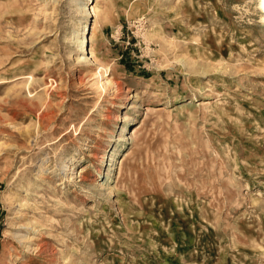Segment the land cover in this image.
Wrapping results in <instances>:
<instances>
[{"label": "rangeland", "instance_id": "1", "mask_svg": "<svg viewBox=\"0 0 264 264\" xmlns=\"http://www.w3.org/2000/svg\"><path fill=\"white\" fill-rule=\"evenodd\" d=\"M263 17L0 0V264H264Z\"/></svg>", "mask_w": 264, "mask_h": 264}, {"label": "bare ground", "instance_id": "2", "mask_svg": "<svg viewBox=\"0 0 264 264\" xmlns=\"http://www.w3.org/2000/svg\"><path fill=\"white\" fill-rule=\"evenodd\" d=\"M260 7L264 12V0H260ZM264 18V17H263ZM93 42H94V36L91 37L90 43H91V49L93 48ZM94 56L93 51H91V58Z\"/></svg>", "mask_w": 264, "mask_h": 264}]
</instances>
